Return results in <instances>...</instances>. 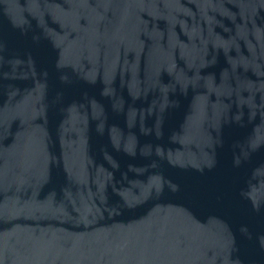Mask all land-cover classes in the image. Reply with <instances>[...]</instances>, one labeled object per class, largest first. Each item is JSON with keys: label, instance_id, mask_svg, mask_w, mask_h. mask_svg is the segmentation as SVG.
Wrapping results in <instances>:
<instances>
[{"label": "water", "instance_id": "water-1", "mask_svg": "<svg viewBox=\"0 0 264 264\" xmlns=\"http://www.w3.org/2000/svg\"><path fill=\"white\" fill-rule=\"evenodd\" d=\"M0 264H264V0H0Z\"/></svg>", "mask_w": 264, "mask_h": 264}]
</instances>
